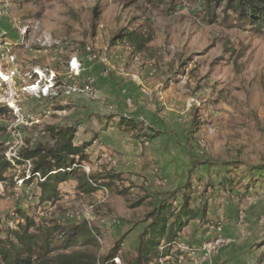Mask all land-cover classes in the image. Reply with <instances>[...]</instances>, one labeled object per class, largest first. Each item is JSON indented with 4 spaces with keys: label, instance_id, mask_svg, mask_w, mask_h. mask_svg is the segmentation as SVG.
Listing matches in <instances>:
<instances>
[{
    "label": "rangeland",
    "instance_id": "374dc122",
    "mask_svg": "<svg viewBox=\"0 0 264 264\" xmlns=\"http://www.w3.org/2000/svg\"><path fill=\"white\" fill-rule=\"evenodd\" d=\"M214 14L203 22V3L189 0H0V159L12 164L0 174L3 229L20 213L88 224L101 259L120 244L130 260L154 208L188 201L205 216L152 264H254L240 250L252 206L264 223V181L247 176L264 166V33L223 23L224 6ZM124 28L152 36L153 59L111 46ZM71 126L87 157L78 176L109 186L87 194L71 178L40 204L20 155L53 145L49 127ZM253 243L246 254L264 246Z\"/></svg>",
    "mask_w": 264,
    "mask_h": 264
},
{
    "label": "trees",
    "instance_id": "16d2710c",
    "mask_svg": "<svg viewBox=\"0 0 264 264\" xmlns=\"http://www.w3.org/2000/svg\"><path fill=\"white\" fill-rule=\"evenodd\" d=\"M189 1L203 3L208 14L203 22H218L219 17L214 12L224 6L223 23L229 24L228 21L235 20L240 27L249 26L258 33H264V0ZM151 42L150 34L124 28L111 40V46L127 47L132 55H141L144 59L151 60L156 54L149 46ZM48 133L54 144L38 145L34 149L24 150L18 163L32 162L29 181L34 179L35 174L41 176L40 204L54 203L58 200L60 198L58 186L71 178H77L78 189L87 194L109 186H98L86 175L78 176L77 169L87 157L84 146L74 145L77 133L75 127H49ZM10 168L12 164L9 161L0 159L1 175ZM248 169L250 173L247 176L256 181H264V166H248ZM172 208L170 203L163 201L148 215V221L151 220V223L141 235L134 258L130 260L124 256L119 257L120 244L109 256L101 259L98 254L100 235L88 224L63 226L53 220L37 222L35 218L20 213L22 222L17 223L15 227L3 229L0 219V264H116L117 258L120 264H152L155 260L168 259L171 245L179 232L192 220L200 217L203 219L205 216L204 211L191 208L188 201L177 213H174ZM12 220L14 219H10V222H14ZM258 264H264V260L260 259Z\"/></svg>",
    "mask_w": 264,
    "mask_h": 264
},
{
    "label": "crops",
    "instance_id": "0c3cea01",
    "mask_svg": "<svg viewBox=\"0 0 264 264\" xmlns=\"http://www.w3.org/2000/svg\"><path fill=\"white\" fill-rule=\"evenodd\" d=\"M252 217L254 219V223L253 225L250 227V229L252 228V234L248 233L244 235V239L241 243L242 246V251L240 250V252H242V256L240 257L242 258H247L249 257L250 259L254 260V264H258L259 262V256L262 254V250L264 249V246H261L260 248L256 249H252V251H250L248 254H246L247 249H245L248 246H251V242H254L253 244L262 243V241L264 240V223L263 222H258L255 221L256 216H257V209H255V207L252 206ZM255 228V229H254ZM247 237V238H245ZM249 237V238H248Z\"/></svg>",
    "mask_w": 264,
    "mask_h": 264
},
{
    "label": "built area",
    "instance_id": "2783aa9c",
    "mask_svg": "<svg viewBox=\"0 0 264 264\" xmlns=\"http://www.w3.org/2000/svg\"><path fill=\"white\" fill-rule=\"evenodd\" d=\"M36 177H39V179L41 178V176L39 174H35ZM115 263L116 264H120V260L119 258L115 259Z\"/></svg>",
    "mask_w": 264,
    "mask_h": 264
},
{
    "label": "bare ground",
    "instance_id": "6f19581e",
    "mask_svg": "<svg viewBox=\"0 0 264 264\" xmlns=\"http://www.w3.org/2000/svg\"><path fill=\"white\" fill-rule=\"evenodd\" d=\"M4 79H7V78H4Z\"/></svg>",
    "mask_w": 264,
    "mask_h": 264
}]
</instances>
